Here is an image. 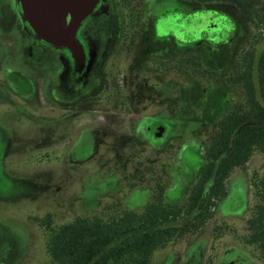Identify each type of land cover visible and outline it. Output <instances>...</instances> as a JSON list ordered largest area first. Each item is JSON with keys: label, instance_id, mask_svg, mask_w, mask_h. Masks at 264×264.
I'll use <instances>...</instances> for the list:
<instances>
[{"label": "flooded vegetation", "instance_id": "flooded-vegetation-1", "mask_svg": "<svg viewBox=\"0 0 264 264\" xmlns=\"http://www.w3.org/2000/svg\"><path fill=\"white\" fill-rule=\"evenodd\" d=\"M198 14L222 22L196 34L192 21L204 20ZM167 20H184L185 26L176 33ZM76 35L81 51L55 48L35 37L24 21L20 0H0V74L8 79L25 74L35 91L32 108L44 115L59 111L64 138L70 131L84 137L88 130H114L127 119L140 120L164 110V115L174 117L169 107L191 88L196 75L211 78L212 101L222 105L213 129L202 130L211 135L204 166L215 137L224 131L223 152L237 149L240 158L226 179L223 198L231 180L244 175L248 210L243 217L231 212L221 217L229 230L236 223L243 226L232 240L223 231L218 251L211 252L215 243L201 229L181 255L168 252L169 264L178 260L179 264H264V248L253 239L250 222L264 197V175L258 169H264V0H94ZM4 94L0 84V101L7 100ZM99 113H105L104 123ZM85 115L89 118L83 121ZM168 126L160 122L159 133ZM10 137L0 132V145ZM52 146L51 140L18 147Z\"/></svg>", "mask_w": 264, "mask_h": 264}, {"label": "rangeland", "instance_id": "rangeland-1", "mask_svg": "<svg viewBox=\"0 0 264 264\" xmlns=\"http://www.w3.org/2000/svg\"><path fill=\"white\" fill-rule=\"evenodd\" d=\"M209 16L202 14L204 20L192 21L196 34L222 22L207 20ZM183 21L167 23L177 33L185 26ZM16 75L18 80L0 74L7 97L0 101V132L11 135L0 145V264H51L46 251L47 232L36 217L51 213L56 223H63L77 215L101 214L104 206L114 201H121L128 209H142L155 192H162L171 207L187 200L203 172L205 147L211 137L210 131L205 135L202 130L213 129L222 105L219 100L212 101L215 85L211 78L196 75L191 88L181 92L179 100L174 99L169 107L174 109V117L164 115V110L140 120L127 119L114 130H88L84 137L79 131H70L64 138L59 111L44 115L32 108L33 85L25 74ZM104 115L99 113L100 123L105 122ZM88 118L82 116L83 121ZM107 118L116 121L113 115ZM160 122L169 124L163 133H159ZM97 138L100 145L95 146ZM51 140L53 146L49 149L31 147L28 151L18 147L25 142ZM258 169L264 175V169ZM211 184L212 180L203 203ZM245 187L244 175L231 180L229 194L218 205L221 214L214 210V216L202 228V234L215 243L212 253L218 251L223 231H228L229 240L233 233L236 236L242 232L243 222L229 230L221 217L230 212L245 216L249 203ZM194 237L186 235L157 250L155 264H169L172 256L168 252L176 250L181 255Z\"/></svg>", "mask_w": 264, "mask_h": 264}, {"label": "trees", "instance_id": "trees-1", "mask_svg": "<svg viewBox=\"0 0 264 264\" xmlns=\"http://www.w3.org/2000/svg\"><path fill=\"white\" fill-rule=\"evenodd\" d=\"M231 133L232 130L227 134L228 140ZM223 137L224 131L215 137L203 172L181 206H169L163 193L157 192L142 209H128L114 201L105 205L101 214L77 215L63 223H56L51 213L36 217L47 232L50 263L155 264L157 250L204 228L214 216L218 201L227 193L226 179L239 164L240 153L233 149L225 154ZM250 222L253 239L264 248V197Z\"/></svg>", "mask_w": 264, "mask_h": 264}, {"label": "water", "instance_id": "water-1", "mask_svg": "<svg viewBox=\"0 0 264 264\" xmlns=\"http://www.w3.org/2000/svg\"><path fill=\"white\" fill-rule=\"evenodd\" d=\"M20 3L24 21L38 40L74 53L81 51L76 32L94 0H20Z\"/></svg>", "mask_w": 264, "mask_h": 264}]
</instances>
